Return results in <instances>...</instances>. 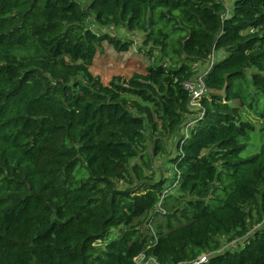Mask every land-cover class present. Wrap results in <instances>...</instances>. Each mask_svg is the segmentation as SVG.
Listing matches in <instances>:
<instances>
[{"label": "trees", "instance_id": "trees-1", "mask_svg": "<svg viewBox=\"0 0 264 264\" xmlns=\"http://www.w3.org/2000/svg\"><path fill=\"white\" fill-rule=\"evenodd\" d=\"M130 34L158 59L104 84L97 53ZM258 123L264 0H0V264H264Z\"/></svg>", "mask_w": 264, "mask_h": 264}, {"label": "rangeland", "instance_id": "rangeland-1", "mask_svg": "<svg viewBox=\"0 0 264 264\" xmlns=\"http://www.w3.org/2000/svg\"><path fill=\"white\" fill-rule=\"evenodd\" d=\"M225 2L230 11L232 9V0H225ZM95 30L97 31L98 29ZM109 31L118 34V37H121L122 39L126 38L122 29L114 27L113 30ZM141 34L143 35V33ZM127 38H132L133 40V44L128 51H118L111 44L103 43L101 50L97 53L91 67V71L96 76H99L104 84H108L113 81H127L130 77L138 73H143L148 65L156 62L158 59L160 55L158 50H153L152 54H149L151 47L150 45L145 46L144 36L141 38L134 37L133 34H130V37ZM205 63L202 64V66H204ZM256 117H254V114L250 116L254 122L256 121ZM187 124H189V120L187 121ZM261 127L262 126L258 123L257 129L253 133L254 137L250 141L246 150L242 153L243 157H249L259 150V147L264 140V130H261ZM166 147H172V143L169 139L166 140ZM154 163L155 166H157V168H161L167 176L170 175L166 172L169 166L165 164L161 157L156 158ZM158 219L162 220V217H159ZM143 228H145V225H143ZM116 237L117 230L113 229L106 237L105 243L115 239Z\"/></svg>", "mask_w": 264, "mask_h": 264}, {"label": "built area", "instance_id": "built-area-1", "mask_svg": "<svg viewBox=\"0 0 264 264\" xmlns=\"http://www.w3.org/2000/svg\"><path fill=\"white\" fill-rule=\"evenodd\" d=\"M211 60L213 63L214 56L211 57ZM205 72L206 70L199 75L197 74L198 76H196L192 80H188L185 83V88L191 93V96H192V100H191V106L193 108L192 110H198L199 108H201L200 101L202 97L206 94V88H205V83L203 79V75ZM191 123L192 122H190L189 120V124L187 123L185 124L182 130L184 134H188L189 126L191 125ZM145 227L150 229L151 235L154 238L157 237V234L155 232L152 222L147 221ZM208 256L209 254L203 253L195 261H184L179 264H197V263L206 262L208 260ZM134 261H135V264H161L157 261V259L154 256L148 255L146 253L139 254L138 256L134 258Z\"/></svg>", "mask_w": 264, "mask_h": 264}]
</instances>
